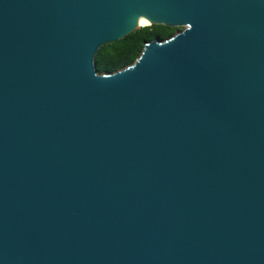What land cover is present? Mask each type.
Segmentation results:
<instances>
[{
	"label": "water",
	"instance_id": "obj_1",
	"mask_svg": "<svg viewBox=\"0 0 264 264\" xmlns=\"http://www.w3.org/2000/svg\"><path fill=\"white\" fill-rule=\"evenodd\" d=\"M0 264H264V0H0Z\"/></svg>",
	"mask_w": 264,
	"mask_h": 264
},
{
	"label": "trees",
	"instance_id": "obj_2",
	"mask_svg": "<svg viewBox=\"0 0 264 264\" xmlns=\"http://www.w3.org/2000/svg\"><path fill=\"white\" fill-rule=\"evenodd\" d=\"M182 28L150 25L136 28L124 38L102 45L94 58L99 74L114 73L131 65L141 54L146 43L159 38L165 40Z\"/></svg>",
	"mask_w": 264,
	"mask_h": 264
},
{
	"label": "bare ground",
	"instance_id": "obj_3",
	"mask_svg": "<svg viewBox=\"0 0 264 264\" xmlns=\"http://www.w3.org/2000/svg\"><path fill=\"white\" fill-rule=\"evenodd\" d=\"M146 24L147 23L145 22V20H138L137 23H136L137 27H139V26H145Z\"/></svg>",
	"mask_w": 264,
	"mask_h": 264
}]
</instances>
